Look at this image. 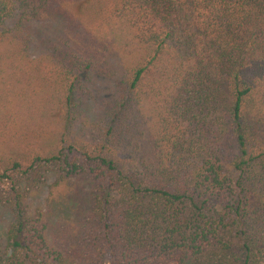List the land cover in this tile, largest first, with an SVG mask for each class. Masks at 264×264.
<instances>
[{
	"label": "trees",
	"instance_id": "16d2710c",
	"mask_svg": "<svg viewBox=\"0 0 264 264\" xmlns=\"http://www.w3.org/2000/svg\"><path fill=\"white\" fill-rule=\"evenodd\" d=\"M0 227V264H264V0H0Z\"/></svg>",
	"mask_w": 264,
	"mask_h": 264
},
{
	"label": "rangeland",
	"instance_id": "374dc122",
	"mask_svg": "<svg viewBox=\"0 0 264 264\" xmlns=\"http://www.w3.org/2000/svg\"><path fill=\"white\" fill-rule=\"evenodd\" d=\"M80 189V188H79ZM0 235H1V227H0Z\"/></svg>",
	"mask_w": 264,
	"mask_h": 264
}]
</instances>
